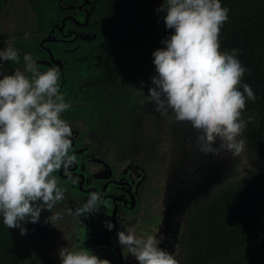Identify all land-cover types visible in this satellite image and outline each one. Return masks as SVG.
<instances>
[{"label": "flooded vegetation", "instance_id": "flooded-vegetation-1", "mask_svg": "<svg viewBox=\"0 0 264 264\" xmlns=\"http://www.w3.org/2000/svg\"><path fill=\"white\" fill-rule=\"evenodd\" d=\"M82 3L66 7L74 13L63 18L59 0V23L41 38L40 45L51 39L41 47L50 49L59 64L49 52L47 58L36 60L44 62L38 64L42 71L60 70V91L71 105L62 116L73 128L72 150L78 162L68 173H55L65 198L53 211L63 209L64 215L52 225L45 223L51 215L45 210L38 223L26 224L24 235L3 224L6 237L35 264H60L59 249L66 246L89 248L111 264H138L116 242V232L131 227L138 235H163L160 247L175 252L178 264H186L196 211L251 174L248 144L243 163L227 153L200 154L191 127L171 114L162 115L147 101L155 75L147 69V56L131 53L130 61L124 62L115 50L107 49L97 33L84 29L88 24L78 25L86 20L74 15ZM70 16L76 20L67 19ZM69 176L78 177V182L72 183ZM93 191L102 195L99 211L79 219L67 214V208L81 205ZM105 220L115 224L112 231L104 226Z\"/></svg>", "mask_w": 264, "mask_h": 264}, {"label": "clouds", "instance_id": "clouds-1", "mask_svg": "<svg viewBox=\"0 0 264 264\" xmlns=\"http://www.w3.org/2000/svg\"><path fill=\"white\" fill-rule=\"evenodd\" d=\"M156 12L172 31L162 38L164 47L152 52L155 75L147 101L162 115L190 126L200 154L227 153L243 163L244 132L254 119H245L243 112L247 101L257 97L242 79L249 70L239 49L221 52L229 11L219 0H164ZM20 59L17 48H0V217L8 229L19 228L24 235L26 224L38 223L45 210L51 212L45 223L63 218L65 210L53 211L65 198L55 173H68L78 157L72 150L73 128L62 116L71 105L60 91V70L42 71L33 55L25 53L23 70L4 72L5 62ZM69 179L76 183L79 178ZM101 200V193L90 192L67 214L79 219L97 212ZM104 226L115 228L111 220ZM164 240L163 235H138L131 227L116 232V242L138 264H178L175 252L160 247ZM58 256L60 264H111L89 248L61 247Z\"/></svg>", "mask_w": 264, "mask_h": 264}, {"label": "trees", "instance_id": "trees-1", "mask_svg": "<svg viewBox=\"0 0 264 264\" xmlns=\"http://www.w3.org/2000/svg\"><path fill=\"white\" fill-rule=\"evenodd\" d=\"M26 1L36 14L37 29L29 38H25L24 28L15 32L11 46L19 50L21 59L19 63L10 62L9 70L24 66L25 53H31L35 60L47 58L41 38L59 23V0ZM83 1L63 0V18L74 13L66 7ZM89 1L91 16L84 29L97 33L106 48L115 50L124 62L130 61L128 54L144 53L148 71L155 73L152 52L164 47L161 40L172 31L166 29L163 14L156 12L164 0ZM7 3L8 0H0V15ZM219 3L230 13L220 36L221 52L239 49V59L249 70L242 79L257 97L247 101L243 112L245 119L254 117L244 132L254 169L247 178L232 183L208 206L196 211L186 264H264V0ZM74 15L78 20L86 19L85 12L79 9ZM51 48L54 51L53 45ZM83 51L86 53V49ZM5 232L0 217V264H35L16 251Z\"/></svg>", "mask_w": 264, "mask_h": 264}, {"label": "rangeland", "instance_id": "rangeland-1", "mask_svg": "<svg viewBox=\"0 0 264 264\" xmlns=\"http://www.w3.org/2000/svg\"><path fill=\"white\" fill-rule=\"evenodd\" d=\"M24 28L27 35L33 36L37 29L36 14L26 0H8L4 12L0 15V48L11 45L15 32ZM10 62H5L4 72L10 74L16 69L9 70ZM24 67V66H23ZM23 67L19 68L23 70ZM253 165L250 172L253 171Z\"/></svg>", "mask_w": 264, "mask_h": 264}, {"label": "water", "instance_id": "water-1", "mask_svg": "<svg viewBox=\"0 0 264 264\" xmlns=\"http://www.w3.org/2000/svg\"><path fill=\"white\" fill-rule=\"evenodd\" d=\"M90 4H92L91 1H89V0H84L83 3L79 6V8H80L81 10H84L85 13H86V20H85V22H84V23H80V22H78V25H79V26H86V25L88 24L89 19H90V16H91V12H89L85 7H86L87 5H90ZM68 18H70V19H72V20H76V19H75L74 17H72V16L67 17V19H68ZM64 27H65V20H64V22H63V28H64ZM50 40H51L50 38H46V39H44V40L41 42V45L44 46V44H45L46 42L50 41ZM47 51L49 52V54H50V56H51V59L54 60V61H56V60L54 59V56H53L52 51H51L50 49H47ZM36 62H37V64H39V63H44L43 61H36ZM45 63H46V62H45ZM56 63L59 64L58 61H56Z\"/></svg>", "mask_w": 264, "mask_h": 264}]
</instances>
